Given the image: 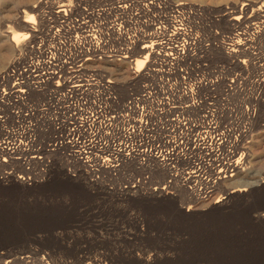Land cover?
<instances>
[{
    "label": "built area",
    "instance_id": "obj_1",
    "mask_svg": "<svg viewBox=\"0 0 264 264\" xmlns=\"http://www.w3.org/2000/svg\"><path fill=\"white\" fill-rule=\"evenodd\" d=\"M76 1L75 6L69 1L65 18L58 20L53 16L60 3L55 12L39 11V23H79L85 28L71 34L53 29L35 36L19 50L26 52L24 62L5 70L0 123L11 127L0 138V183L29 184L37 178L31 174L42 159L32 119V111L38 109L55 131L53 150L66 161L69 176L110 190L107 182L123 177L127 183L121 191L132 195L149 189L165 196L166 189L176 187L200 202L211 199L214 192L209 187L218 184L229 157L244 160V139L256 115V101L246 89L249 104L242 106L247 111L242 116L241 99L230 95L233 71L213 56L218 49L227 55L236 30L232 37H223L226 40L206 39L198 32V11L171 0H108L110 5L97 11L94 5L105 7L106 0L91 5H86L90 0ZM250 22L246 18L244 23ZM249 39L255 40L250 35ZM252 48L253 43L250 60ZM138 60L145 62L143 70L134 73L139 86L122 99L119 86L100 65L127 61L134 72ZM19 82L28 83L26 93L17 92ZM9 87L15 91L11 95ZM219 87L224 96L220 104L238 101L235 111L215 108L212 93ZM9 144V149H16L2 154ZM128 165L165 171L167 182L153 191L146 189L152 175L136 179Z\"/></svg>",
    "mask_w": 264,
    "mask_h": 264
},
{
    "label": "rangeland",
    "instance_id": "obj_2",
    "mask_svg": "<svg viewBox=\"0 0 264 264\" xmlns=\"http://www.w3.org/2000/svg\"><path fill=\"white\" fill-rule=\"evenodd\" d=\"M61 1H70L72 6L77 3L0 0V75L9 66L23 63L26 57L25 51H19L25 41L13 43L4 31L8 29L10 37L24 32L18 24L31 6L37 7L33 22L39 23L37 12H55ZM90 1L86 5L103 0ZM172 1L197 10L199 34L217 42L232 37L236 28L231 21L246 3L251 6L242 17L251 21L248 25L264 23L256 17L261 0ZM103 2L105 7L94 5V10L111 3ZM249 35L255 39L253 57L242 67L249 70L243 78L250 82L247 91L256 101V115L244 139L245 170L232 178L247 186L226 189L228 186L222 182L211 199L199 203L176 187L166 189L165 196L150 193L148 188L153 191L167 182L166 172L161 170L150 172L128 165L127 171L136 179L152 175L145 185L148 190L134 195L121 191L127 183L123 177L107 182L113 190L73 178L67 174V163L60 152L53 150H57L54 129L36 109L32 119L42 159L31 176L37 178L29 184L0 183V264H264V61L258 59L264 60V29L259 28L258 33L250 30ZM213 56L229 71L231 68V72L241 75L221 50H215ZM115 63L124 70L121 74L112 73V66L106 62L100 68L119 86V95L125 99L141 80L133 81L134 75L122 80L125 70L132 72L131 66L127 61ZM222 90L219 87L212 93L215 108L234 110L238 101L229 102L230 106L220 104ZM10 127L0 123V138ZM17 170L22 172L19 167Z\"/></svg>",
    "mask_w": 264,
    "mask_h": 264
},
{
    "label": "bare ground",
    "instance_id": "obj_3",
    "mask_svg": "<svg viewBox=\"0 0 264 264\" xmlns=\"http://www.w3.org/2000/svg\"><path fill=\"white\" fill-rule=\"evenodd\" d=\"M45 1V0H44ZM65 1V0H64ZM261 7L258 9L257 13H256V17L258 19H263L264 20V0H261ZM70 6L69 1L67 2H60V10L58 12H56V14H54L53 18L54 20H58L60 18H65L66 16V12L68 7ZM251 5L249 4H245L244 8H242L240 10V15L233 17L231 23L233 27L237 28L236 29V33L234 36V40L232 41V45L227 51V58L229 57V59L232 60L233 64H235L236 69H238V72L241 73V75L233 73V75L231 74V79H232V86H233V92L230 93L231 96L236 95L238 96L241 101L239 104V109L242 112V116L246 117L247 116V111H243L242 110V106L243 105H247V103L249 104V100L247 98L246 95V89L248 87V78H243L244 75H247L249 73V70L247 71V68L242 67V64H244L248 58L250 59V51L249 49L252 46V40L249 39L248 36V32L251 30L255 33H258L259 28L264 29V23H252L251 26L248 25L249 23H246L247 25L244 24L246 18L244 19L242 17V15L245 14V12L248 10V8ZM30 8V7H29ZM36 6L32 7L28 10H30L29 12H26V16L25 19L22 20L19 24L18 27L24 31V32H20L15 34L13 37H10V31H4L5 35L3 33L4 36L8 37L9 39H11V42L13 43H19V42H24L23 47L20 50L25 49L31 42H33V39L35 38V36H38L40 34H42L43 32L48 33L50 30L56 29L57 32H59L60 34H71L73 31H76L78 29L81 28H85V26H82L79 23H34L33 22V18L35 16V12H36ZM38 13V12H37ZM21 19V18H20ZM242 19L244 21H242ZM243 22V23H242ZM6 24V23H5ZM11 24V23H8ZM140 59V58H138ZM106 63H109L112 66L111 72L112 73H122L123 71L121 70V68L119 66H117V64L114 61H106ZM126 63V62H124ZM145 65V62L142 60H138L136 63V71L134 72H129V70H125V73L122 75V80L127 81V79L131 76L134 75V73L136 72H141L143 70V67ZM122 66V65H121ZM126 69V68H125ZM247 71V73H246ZM5 72L4 71L1 75H0V84L2 81L6 80L5 78ZM132 78V77H131ZM120 79V78H119ZM133 79V78H132ZM234 79V80H233ZM131 81V80H130ZM19 90H17L18 93L20 94H24L29 90V85L27 82H19L18 86ZM79 87V86H76ZM7 94L11 95L13 94L15 91L13 88L9 87L7 89ZM11 144L8 145V147H4L1 150L2 154H8V152L6 151H11L15 148H10L9 146ZM33 158H36V156H34ZM245 161L244 160H236L234 159L232 156L229 157L228 162L226 164H224L219 172V178L217 181V185H212L209 188H212L213 191V195L216 193L218 186L221 185L222 182H224V185L227 187L226 189L229 188V186H232L233 188H237V187H242V186H247L248 184H239L240 182H237L235 180H233L232 178L234 176H236L238 173H240L241 171L245 170ZM228 172H230V174H228ZM197 173V172H196ZM191 178H197L198 176H192ZM231 179V180H230ZM195 201L199 202L198 198L193 197V195H190ZM211 197V196H209ZM26 256V255H25Z\"/></svg>",
    "mask_w": 264,
    "mask_h": 264
}]
</instances>
